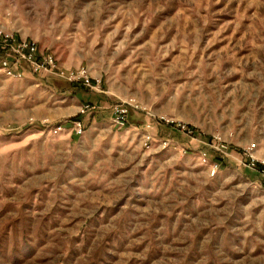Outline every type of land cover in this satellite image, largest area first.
I'll use <instances>...</instances> for the list:
<instances>
[{
    "label": "rangeland",
    "instance_id": "374dc122",
    "mask_svg": "<svg viewBox=\"0 0 264 264\" xmlns=\"http://www.w3.org/2000/svg\"><path fill=\"white\" fill-rule=\"evenodd\" d=\"M0 31L100 81L0 72V264H264V0H0Z\"/></svg>",
    "mask_w": 264,
    "mask_h": 264
},
{
    "label": "built area",
    "instance_id": "2783aa9c",
    "mask_svg": "<svg viewBox=\"0 0 264 264\" xmlns=\"http://www.w3.org/2000/svg\"><path fill=\"white\" fill-rule=\"evenodd\" d=\"M0 72L5 78L12 81H23L26 76L32 78H54L56 80H62L67 83H79L82 87L86 88L90 92L100 91V81L92 80L89 77L87 70L84 68L77 70L76 72L67 73L60 70L57 65L56 59L51 54H42L39 52L35 42L28 40H19L12 33H4L0 31ZM90 109L89 106L81 108V114L87 112ZM138 107L132 100H126L123 103L112 106V124L118 129H124L129 124L130 113L137 110ZM73 128L76 134L82 135L83 128L79 121L74 122ZM174 128L180 129V124L174 125ZM62 126H57L52 129L51 133L56 135L62 131ZM182 132H189L191 135L193 132L189 128L182 126ZM151 142L150 135H146L145 145ZM254 145L247 148L243 153L244 161L248 168L255 167L258 162H254L252 157V150ZM216 152L223 154V148L214 149ZM222 159V158H221ZM203 162H206V156L202 157ZM217 166H213V168ZM212 173L214 174V169Z\"/></svg>",
    "mask_w": 264,
    "mask_h": 264
},
{
    "label": "trees",
    "instance_id": "16d2710c",
    "mask_svg": "<svg viewBox=\"0 0 264 264\" xmlns=\"http://www.w3.org/2000/svg\"><path fill=\"white\" fill-rule=\"evenodd\" d=\"M81 117H82V115L79 114L76 118L73 119L72 122H75V121H79V122H80ZM216 159H217V158H216ZM217 160H219V159H217ZM219 161H221V160H219ZM257 167H258L259 169L261 168L259 165H258Z\"/></svg>",
    "mask_w": 264,
    "mask_h": 264
},
{
    "label": "crops",
    "instance_id": "0c3cea01",
    "mask_svg": "<svg viewBox=\"0 0 264 264\" xmlns=\"http://www.w3.org/2000/svg\"><path fill=\"white\" fill-rule=\"evenodd\" d=\"M30 79L35 80L36 78H32V77L26 76V78L23 81H28ZM23 81H16V82H23Z\"/></svg>",
    "mask_w": 264,
    "mask_h": 264
}]
</instances>
